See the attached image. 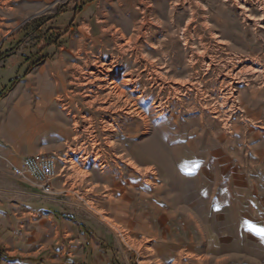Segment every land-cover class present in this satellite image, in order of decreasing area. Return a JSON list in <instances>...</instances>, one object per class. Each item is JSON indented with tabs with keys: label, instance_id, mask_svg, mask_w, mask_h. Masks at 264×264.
Masks as SVG:
<instances>
[{
	"label": "rangeland",
	"instance_id": "374dc122",
	"mask_svg": "<svg viewBox=\"0 0 264 264\" xmlns=\"http://www.w3.org/2000/svg\"><path fill=\"white\" fill-rule=\"evenodd\" d=\"M79 2L0 0V152L18 160L29 139L60 143L57 175L41 195L81 223L75 241L53 239L22 262L0 247V264H264V243L215 237L232 221L215 218L206 165L243 115L240 94L264 96V0H93L75 14ZM39 17H51L43 28L55 27L64 41L31 67L25 57L40 43L31 47L22 31ZM62 56L66 86L55 100L65 133L53 120L27 129L14 91ZM103 62L109 77L78 84ZM108 81L134 113L99 109ZM33 91V100L43 96ZM231 249L237 253L224 258Z\"/></svg>",
	"mask_w": 264,
	"mask_h": 264
},
{
	"label": "crops",
	"instance_id": "0c3cea01",
	"mask_svg": "<svg viewBox=\"0 0 264 264\" xmlns=\"http://www.w3.org/2000/svg\"><path fill=\"white\" fill-rule=\"evenodd\" d=\"M67 61L68 58L62 56L58 64L39 71L35 81L24 83L14 91L17 96L12 106L23 121L30 123L25 124L27 129L38 128L37 121L53 120L60 130L59 135L65 133L60 129L64 115L56 105L55 95L65 89L66 75L59 68L67 66ZM30 89L43 96L33 100L29 96ZM239 100L243 115L235 121L234 133L222 136L219 148L210 152L206 164L212 167L214 178L215 218L232 221L231 230L218 229L213 233L224 243L236 244L242 235L254 243H264V96L257 93L249 99L240 94ZM246 105L250 107L247 112ZM52 126L49 122L43 129ZM31 142L29 139L28 148L16 152L21 155L20 161L35 153L55 155L61 147L56 142L47 145L37 140ZM10 155L9 151L0 152V247L10 246L12 255H18V262H22L29 250L39 251L53 239L75 241L73 235L80 230L81 223L47 204L38 183L27 173L23 172V176L11 174L9 165L18 163L19 159ZM203 172L210 181L209 169L204 167ZM222 211L225 213L220 214ZM234 250H227L224 258H228L229 252L237 253V249ZM37 259L30 261L36 264Z\"/></svg>",
	"mask_w": 264,
	"mask_h": 264
},
{
	"label": "trees",
	"instance_id": "16d2710c",
	"mask_svg": "<svg viewBox=\"0 0 264 264\" xmlns=\"http://www.w3.org/2000/svg\"><path fill=\"white\" fill-rule=\"evenodd\" d=\"M77 1V0H76ZM80 1L79 3H76L74 7L72 8L73 12L79 13L82 11V9L87 5V2L93 1V0H78ZM51 17H39L35 20L29 21L24 27L22 33L24 34V37L27 39H31L33 41V46H36L40 43V46H38L39 50L35 53L27 55L26 62H30L29 66H35L36 64L40 63L46 56L47 54L44 53L42 55V52L44 49L49 48L51 45H58V43H62L64 41L63 35L58 34L59 32L55 27H44L43 25L46 23L47 20H51ZM15 46L13 47L14 50ZM7 51V50H6ZM31 57H34V60H31ZM15 78L14 80H11L10 82L13 85L15 83ZM6 92L3 90L0 93V98L3 96Z\"/></svg>",
	"mask_w": 264,
	"mask_h": 264
},
{
	"label": "built area",
	"instance_id": "2783aa9c",
	"mask_svg": "<svg viewBox=\"0 0 264 264\" xmlns=\"http://www.w3.org/2000/svg\"><path fill=\"white\" fill-rule=\"evenodd\" d=\"M11 169L16 175L23 176V172L27 173L38 183L42 192H48L51 181L57 175V158L54 154L35 153L24 157L20 167L12 166Z\"/></svg>",
	"mask_w": 264,
	"mask_h": 264
},
{
	"label": "bare ground",
	"instance_id": "6f19581e",
	"mask_svg": "<svg viewBox=\"0 0 264 264\" xmlns=\"http://www.w3.org/2000/svg\"><path fill=\"white\" fill-rule=\"evenodd\" d=\"M97 67L100 68L101 70H99L97 68L98 70L89 71V73H84L83 72L82 73L83 77L80 78V79H82V81L78 80V84H80V85L83 84L84 85L86 83H83V80L84 81H89V80H91L90 78H94V79L100 78V76L98 75L99 73L103 77L102 80H104L105 78L110 76V74H108V72H107V71L111 70V66L110 65H106V64L104 65V62H103V64H99ZM112 82L113 81L109 82L110 91L107 92V96H105L107 98L104 97V99L101 102V104H103V106L105 104H107V105L104 106V107H99V109H101V110H105V108L112 109L114 113H117L118 111H122V113H124L125 115H129L131 113H134V111H135L134 109L136 108L134 106V104L133 103H129L127 98L123 97V92H121L120 90L118 91L117 87L114 86V83H112ZM119 88H121V87H119ZM108 95H110V97H108ZM92 102L93 101L90 100V101H87L86 104L90 105V103H92ZM157 103H158V105H160L159 101ZM65 108H67V107H65Z\"/></svg>",
	"mask_w": 264,
	"mask_h": 264
}]
</instances>
